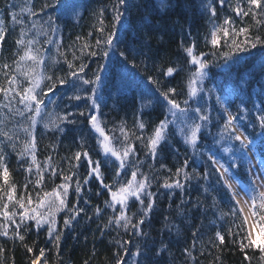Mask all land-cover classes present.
Segmentation results:
<instances>
[{"label": "trees", "instance_id": "trees-1", "mask_svg": "<svg viewBox=\"0 0 264 264\" xmlns=\"http://www.w3.org/2000/svg\"><path fill=\"white\" fill-rule=\"evenodd\" d=\"M8 2L0 0V20L4 21L6 28L11 27V19L4 11ZM52 2L19 0L24 7L37 13L43 4ZM115 3L117 0H59L60 7L55 13L57 31L53 32L42 24L40 17L33 21L36 24L34 29L30 24L26 25L24 30L29 33L26 39L36 42L33 54L37 55L38 62H19V56L24 51H18L15 43L21 31L19 26L0 44V87L7 88L6 75L9 79L16 76L18 82L27 87L28 80L24 72H31L40 81L38 91L46 101L49 99L40 114L33 112L36 123L32 124L30 119L21 122L20 132L14 134L11 131L12 123H9L12 120L10 109L22 107L18 104L19 96L15 98L16 102L8 105L3 92H0V133L8 131L9 135L15 136L16 144L15 150L11 144H0V153L7 156L10 170L9 185H4L0 179V207L8 202L6 192L11 185L15 186L14 200L22 195L31 197L32 207H35L38 195L59 191L58 186L63 183V177L70 176L73 179L69 181L68 207L77 202L74 186L79 180L82 187L79 204L85 209L68 227L63 224L68 213H56L57 225L63 233L59 249L53 247L47 228L38 229L34 222H26L28 227L20 230V234L24 235L23 242L13 240L11 237L19 224V218H16L17 224H9L0 215V225L7 224L9 229V237L0 238V247L6 249L0 254V264H31L41 249L45 250V256L41 258L44 264H115L118 256L125 257L122 264H132L133 253L137 251L138 245L151 260L159 261V264H192L184 250L193 244V233L197 230L199 236L195 239L196 249L193 252L197 264H264L260 260L259 250L255 248L247 251L252 260H245L244 254L231 243V237H227L226 245L221 248H212L209 243V238L218 230L216 226L221 222L225 232L233 227L231 216H220V212H228L231 207V204L224 206L227 197L217 209H212V197L216 195L219 199L224 194L204 191L205 187L215 184L218 174L213 173L207 184L198 177L185 182L182 175H175L176 169L184 166L185 160L189 163L184 166V171L191 176L195 169L202 175L210 152L226 166L233 157H241L245 150L237 151L238 142L223 144V147L230 148V153H224L222 146L213 139L223 124V118L217 123L216 117L224 115L216 97L224 101L229 112L238 118L242 117L245 108L250 110L253 117L259 114L257 110L264 108V71L260 68L264 63V46L258 45L256 49H250V53L241 54L238 62L226 64L219 52L230 51V47L220 48L214 56L211 45L205 43L211 24L202 5L207 4L208 0H126L121 9L122 26L115 35L116 50L105 58L103 50H97L95 44L97 39H102L111 31L112 6ZM161 3L165 6L161 7ZM237 3L239 0H228L223 10H220L217 0L219 15L216 22L219 24L225 17L232 16L235 27H248L251 36L264 35V27L257 28L251 16L243 20L234 17L230 8H234ZM16 11L19 12V7ZM24 15L27 19L28 14ZM47 15H52L50 9ZM47 15L43 17L44 20ZM101 21L105 29L102 34ZM50 39L54 42L48 43ZM236 39L239 41L243 37ZM221 42L223 44V39ZM189 46L194 48L195 54L203 53L208 63L205 79L197 83L195 95L189 94V81L195 71L184 51ZM91 51H98V55L90 56ZM121 52L124 56H121ZM70 63L74 70L80 64L87 65L86 79L94 78L93 73L100 64L107 65L98 92V107L86 108L85 103L90 102L70 99L75 95L84 96V93L75 91L71 83L59 84V79L67 76ZM5 64L10 65L11 70L4 68ZM169 67L176 72L174 77L164 74ZM149 77L156 83H152ZM67 78L71 79L70 76ZM53 84L56 85L55 89L47 93ZM23 87L16 91L22 92ZM169 88L175 90L170 98L175 99L182 108L193 111L196 107H203L211 114L209 126L197 133L195 148L185 143L184 137L177 131L183 117H173L168 111L169 106L160 96L161 92ZM88 94H91V89ZM81 110L85 111V116L79 115ZM89 114L98 117L99 125L109 137V145L113 150L123 153L129 145L134 149V154L130 153L125 162L126 171L120 169L119 176L117 169L120 161L103 151L100 146L102 137L91 127ZM54 115L67 117L57 122V127L63 128V131L54 130L52 125L45 127ZM162 120L171 123L165 128L164 138L157 145L156 153H151L147 147L148 140ZM141 123L144 124L143 129L139 127ZM188 123H191V119ZM238 123L252 141L257 159L263 162L264 130L258 123L252 127L244 119H238ZM24 127H28L32 134L27 139ZM0 139L6 141L7 138L0 136ZM28 142L36 145V164L31 163L32 153L20 155L24 151V144ZM233 144L235 147H232ZM77 151H88L92 161L100 163L104 183L111 185L112 191L126 185L132 178V172L138 171L137 180L144 179L149 183L147 191L157 193L153 197L154 208L149 210V217L143 225L145 236L137 237L115 223L113 213L118 214L119 207L113 209L105 203L111 201L110 191L103 189L94 177H89L87 160L81 158L77 164ZM201 153L205 155L201 156ZM247 162L248 155L242 165L238 159L239 166L230 169L245 190L250 176ZM208 164L210 166L211 161ZM37 167L40 169L39 174ZM38 175L43 177L42 184L37 183ZM85 178H89L88 183H84ZM177 179L185 183V188L183 192L179 189L172 191L169 199V191L163 189L162 185L165 180L171 183ZM143 199L144 207H147L148 198L144 196ZM97 207L101 209L100 214L95 212ZM204 207L209 210L205 212ZM12 210L10 203L9 211ZM125 214L133 217V223H136L143 215L139 202L129 198ZM110 220L112 223L109 225ZM259 231L264 238V229ZM118 241L121 244L128 242L129 251L125 252ZM25 246L32 247L33 252H26ZM157 252L159 254L153 255ZM140 259L141 264H148L143 257Z\"/></svg>", "mask_w": 264, "mask_h": 264}, {"label": "snow or ice", "instance_id": "snow-or-ice-1", "mask_svg": "<svg viewBox=\"0 0 264 264\" xmlns=\"http://www.w3.org/2000/svg\"><path fill=\"white\" fill-rule=\"evenodd\" d=\"M228 0H219V8L223 10V5L227 3ZM126 0H117L112 6L113 16H112V25L111 31L108 32L106 36H103L102 39H97L95 47L97 50H103V56L107 58L110 53L115 52L116 50V39L115 35L119 27H121V20L123 16V6L125 5ZM161 7L165 5L161 3ZM205 13L209 16V23L211 24V30L209 34H206V44H210L213 52L212 55H216L220 48L224 46H229L230 51L227 52H219L220 57L224 60L226 64L238 62L241 58V54L250 53V49H256L257 46H264V35L251 36L249 35L248 27H235V20L232 16L225 17L219 24L216 22L218 18V8H217V0H208L207 4L202 5ZM17 7H19V12L16 11ZM59 0H53L52 3H45L41 6L39 13L31 11L30 8L24 7L19 0H9L6 5L5 12L11 19V27L6 28L4 26V21L0 20V44H2L7 35L10 34L11 31H15V28L19 26L21 31L19 33V38L16 39L15 43L19 49H24L23 54L19 56V62L23 61H33L38 62L37 55L33 54V48L35 46V41L31 39H26L29 33L25 31V26L30 24L34 29L36 24L33 22L37 17L41 18V23L47 25L51 31H57V25L55 23L56 16L55 13L59 9ZM51 10L52 15H47L48 10ZM230 11L234 14L235 18H239L243 20L251 16V18L256 22L257 28L264 27V19H258V17H264V0H239V3L236 4L234 8H230ZM25 13L28 14V18H25ZM47 15V19L44 20L43 17ZM101 34L105 31L103 28V22L101 21ZM91 35V34H90ZM210 35V39L208 38ZM237 37H243L242 40L237 41ZM223 39V44H222ZM231 41L229 45L228 42ZM51 39L48 43H53ZM188 58H190V63L194 67L195 71L192 72V78L189 81V94L195 95L198 91L196 85L198 82L202 83L206 76V69L208 67L207 58L203 53L200 55L195 54L194 48L189 46L184 49ZM90 56H97L98 51L89 52ZM121 56H124V53L121 52ZM203 57V58H202ZM4 68H8L11 70V66L5 64ZM87 65L80 64L78 68L73 69V65L70 63L68 65V74L71 79H68L67 76L59 79V84H69L71 83L72 88L77 92L84 93V96L75 95L70 99H74L76 101H85L90 102V104L85 103V107H98L97 99L98 92L100 91V86L103 82V72L107 70L106 64H100L98 66V70L93 73V77L91 79H86ZM261 71H264V63L260 65ZM168 77H174L176 72L172 67H169L167 71L164 73ZM24 77L28 80V86L23 87L17 80L16 76L11 77L10 79L6 75V79H8L7 88L0 87V92H3L7 104L12 105L15 101V98L19 96L18 104L21 105V108H12L10 109L12 120L9 123H12L11 131L14 134H18L20 132L21 122H26L27 120H31L32 124L36 123V116L33 114H40L42 109L46 107L47 101L44 96L41 95L40 91H38L39 87V79L36 78L31 72H24ZM149 80L152 83H156L155 80H152L149 77ZM23 87L22 92H17L16 89ZM56 85L53 84L51 87L47 89V93H52L55 89ZM91 89V94H88V90ZM175 90L172 88L167 89L160 93V96L169 106L168 111L171 112L172 116L175 118L183 117L181 122V126L178 127L177 131L180 135L184 137L185 143L191 144L194 148L196 146L198 140V132H201L204 128L209 126V121L212 119L211 114L208 110L203 107H196L193 111H189L185 108H182L181 105L173 98H170V94L174 93ZM47 93L45 95H47ZM185 103H188L187 101ZM217 103L221 105L223 110V117L217 116L216 120L219 123V120L223 118V124L219 126V132L216 136L213 137L216 144L222 146V150L224 153H230L229 147H223V144H230L231 142H238L239 148L237 151L245 150L242 152L241 157H233L231 160L227 162V166L225 163H221L220 160L216 159L213 154H207V159L205 160V171L201 175L195 169H193V173L190 176L187 171H184V166L188 165V161H184V166L178 167L176 169L175 175L177 177L183 176V180L185 182L192 180L193 178L198 177L199 179H203L206 184L209 181V178L213 175V173H217L215 184L210 185V187H205L204 191L209 192L210 190L214 193H223V197L217 198L216 195L212 197L213 204L211 205L212 209H217L221 203L224 202V197H227V203L224 204L225 207L228 204H231L228 212H220L221 217L231 216L233 227H229L227 231H223L224 225L221 222L220 225L216 227L218 230L214 233L213 236L209 238V243L212 248H221L226 245L227 237H231V243L235 245L241 253L244 254V259L247 261H251L252 257L247 255V251L250 249H258L260 255V260L264 261V243L261 242H253V236L255 232L253 229L257 231L264 229V173L257 172L255 174H250L247 180V190L245 188H241L239 186V179L236 174L232 173L230 169L237 168L239 165L237 160L239 159L240 165L244 162V159L247 156V152L245 146L249 142L248 135L245 134L244 131L241 130V125L238 123V119H244L247 123L255 127L256 123L259 124V127L264 130V108L258 109V115L254 117L251 115L250 110L244 109L242 117H236L231 112L228 111V108L225 106V102L222 101L219 97L217 98ZM79 115L85 116V111L81 110ZM67 119V117H61L59 115H54L49 119L48 124H45V127H49L52 125L54 130L63 131V128L57 127V122L60 120ZM189 119H191V123H188ZM89 123L92 128L95 129L96 132L99 133L102 140L100 141V146L102 147L105 153H110L111 156L115 157L116 160L120 161L119 168L117 169V176H119L120 169L125 168V162L129 158V154H134V149L131 145L125 148L123 153L113 150L109 145V137L105 135V131L102 127H100L98 123V117L94 114H89ZM171 122L168 120L160 121L159 125L155 127L154 134L148 140L147 147L149 148L151 153H156L157 145L164 138L165 128ZM7 127V124H5ZM139 127L141 129L144 128V124H140ZM23 131L27 134L25 139L31 136V132L28 127H24ZM0 136L7 138L6 141L4 139H0V144L7 143L11 144L12 149L15 150V136L9 135L8 131H4L0 133ZM217 136L219 138H217ZM143 143V141H141ZM232 147H235L233 144ZM24 151L20 153V155H25L27 153H32L31 155V163L36 164L37 158L35 155L36 145L34 142L25 143L23 146ZM201 156L205 155L203 153ZM75 158L77 164H79L81 158L87 160L88 162V171L89 177H94L97 182H99L100 186L103 189H107L110 191L111 201H106L109 207L115 209L117 206L120 211L118 214L113 213L114 221L117 225H122L125 231H131L137 237L145 236L143 231V225L146 222V219L149 217V210L154 208L153 197L157 195V193H153L151 191H147L149 187V183H146L144 179L137 180V176L139 175L138 171L132 172V178L127 181L126 185L120 186L117 190L112 191V186L104 183V175L101 172V165L99 162L92 161L88 151H77L75 152ZM208 161H211V165L209 166ZM163 167V165L161 166ZM211 167V171L209 168ZM30 170V169H29ZM40 169L37 167V173L39 174ZM0 179H2L4 185L10 184V170L7 166V156L3 153H0ZM73 179L70 176L63 177V183L60 184L59 191L52 192H44L42 196L38 195L36 197V205H33V199L31 197L25 198V196H21L19 199L14 200V192L15 186L11 185L8 187L6 192L7 201L3 203V206L0 207V215L3 216L4 220L9 224H17L16 218H19V224L14 231V235L11 237L13 240L19 239L21 242L24 241V235L20 234V230L22 228H27L28 224L26 222H34L36 228L40 229L42 227L47 228V235L52 237L53 247L59 249L60 241L63 233L57 225L56 221V213L57 212H67L68 218L64 220L63 224L65 227L71 225L77 218L78 215L85 212V209L80 207L79 198L82 196V187L79 180H77L74 191L77 196V202L72 204L71 207H68L69 197H70V184L69 181ZM89 178H85L84 183H88ZM38 184L43 183V177L38 175L37 179ZM163 189L169 191V199H171L172 191L179 189L183 192L185 188V183L181 182L179 179L174 180L169 183L167 180L162 185ZM98 195L100 193H97ZM146 196L148 198L147 207H144V199ZM129 198H134L139 202L141 211L143 215L136 222L133 223V217L125 214V209L128 207ZM25 199L27 202L25 203ZM10 203L13 206V210L9 211ZM87 203V201H85ZM18 205V207H16ZM47 209V211H41V209ZM208 207H204V211L207 212ZM96 214L101 213V209L99 207L95 210ZM215 215V211L213 212ZM112 221H109V225ZM109 225H106L109 226ZM233 228L237 229L236 231ZM199 236V230L193 233V244L191 247L185 248V254L192 261V264H197V257L193 255V252L196 249L195 239ZM9 237V229L7 224L0 225V238H8ZM120 247L124 249L125 252L129 251L128 242H117ZM26 247V252H33L32 247ZM146 247V245H145ZM6 252V249L0 247V254ZM159 254L153 253V255ZM45 256V250L41 249L38 256L35 259L31 260V264H44L41 260L42 257ZM134 259L132 264H141V257L144 260L148 261V264H159V261L151 260L140 248L137 246V251L133 253ZM125 261L124 256H118L115 261V264H122Z\"/></svg>", "mask_w": 264, "mask_h": 264}, {"label": "rangeland", "instance_id": "rangeland-1", "mask_svg": "<svg viewBox=\"0 0 264 264\" xmlns=\"http://www.w3.org/2000/svg\"><path fill=\"white\" fill-rule=\"evenodd\" d=\"M99 123V122H98ZM246 152L248 154V168L250 174H255L257 172L264 173V164L259 162L252 149V143L249 141L248 144L245 146ZM255 232V235L253 236V242H261L264 243V238L261 235L260 231H257L256 229H253Z\"/></svg>", "mask_w": 264, "mask_h": 264}]
</instances>
